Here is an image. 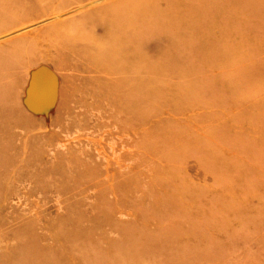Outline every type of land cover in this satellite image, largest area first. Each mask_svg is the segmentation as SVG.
Segmentation results:
<instances>
[{"label":"rangeland","instance_id":"obj_1","mask_svg":"<svg viewBox=\"0 0 264 264\" xmlns=\"http://www.w3.org/2000/svg\"><path fill=\"white\" fill-rule=\"evenodd\" d=\"M0 62V264H264V0H0Z\"/></svg>","mask_w":264,"mask_h":264},{"label":"bare ground","instance_id":"obj_2","mask_svg":"<svg viewBox=\"0 0 264 264\" xmlns=\"http://www.w3.org/2000/svg\"><path fill=\"white\" fill-rule=\"evenodd\" d=\"M58 27H59V26H55L54 29L57 30ZM74 33H76V31H75ZM74 33H72V35H71V34H65V35L68 37L67 41L70 40L71 36H72V37L75 36ZM71 40H73V39H71ZM71 40H70V41H71ZM3 66H4V63H3V62H0V73H1L2 71L6 70L5 67H3ZM1 68H2V69H1ZM113 75H114V74H113ZM117 77H118V76H117ZM1 86H2V83H0V87H1ZM109 97H110V96H109ZM112 97H113V96H112ZM114 99H115V97H114ZM1 103H2V102H1ZM0 107H2V105H0ZM0 113H1L2 118H9V117H10V114H11V109H9L8 107H7V108L5 107V109L3 108V109L0 110Z\"/></svg>","mask_w":264,"mask_h":264}]
</instances>
